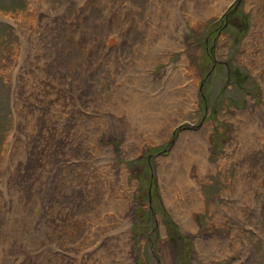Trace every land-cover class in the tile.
Returning <instances> with one entry per match:
<instances>
[{"label": "rangeland", "instance_id": "374dc122", "mask_svg": "<svg viewBox=\"0 0 264 264\" xmlns=\"http://www.w3.org/2000/svg\"><path fill=\"white\" fill-rule=\"evenodd\" d=\"M0 264H264V0H0Z\"/></svg>", "mask_w": 264, "mask_h": 264}, {"label": "bare ground", "instance_id": "6f19581e", "mask_svg": "<svg viewBox=\"0 0 264 264\" xmlns=\"http://www.w3.org/2000/svg\"><path fill=\"white\" fill-rule=\"evenodd\" d=\"M196 153H197V152H196ZM193 158H194V157H193ZM195 158H196V157H195ZM197 159H198V158H197ZM199 161H200V160H199ZM185 168H186V167H185ZM184 186H185V185H184ZM195 193H196V192H195ZM193 196H194V195H193ZM194 204H195V203H194ZM197 205H198V204H197ZM197 205H196V206H197ZM191 226H192V225H191Z\"/></svg>", "mask_w": 264, "mask_h": 264}]
</instances>
